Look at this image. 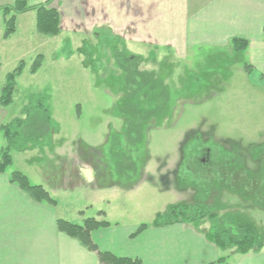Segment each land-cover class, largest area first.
<instances>
[{
	"label": "rangeland",
	"instance_id": "1",
	"mask_svg": "<svg viewBox=\"0 0 264 264\" xmlns=\"http://www.w3.org/2000/svg\"><path fill=\"white\" fill-rule=\"evenodd\" d=\"M64 15L75 26L57 37L36 32L33 12L17 18V33L5 40L0 19V90L7 74L27 63L14 102L3 108L8 121L23 112L26 118L15 148L39 150L13 151L10 169L55 190V206L73 221L103 212L105 220L151 224L186 202L201 216L215 213L218 229L248 226L264 243V90L247 82L242 55L196 52L181 59L128 44L109 29L87 34L82 10ZM122 48L138 64L133 86L115 66ZM40 54L43 66L31 74ZM82 164L94 171L84 182L74 170ZM211 227L205 219L201 229Z\"/></svg>",
	"mask_w": 264,
	"mask_h": 264
},
{
	"label": "crops",
	"instance_id": "2",
	"mask_svg": "<svg viewBox=\"0 0 264 264\" xmlns=\"http://www.w3.org/2000/svg\"><path fill=\"white\" fill-rule=\"evenodd\" d=\"M28 1L33 6L48 0ZM51 7L60 13L62 32L75 26L64 14L82 10L86 13L87 34L109 29L128 44L166 50L181 59L196 52L242 55L240 66L248 63L254 70L247 75V82L252 88L264 90V0H52ZM29 13L33 12L18 19ZM91 16L96 20H90ZM234 39L248 41L247 50L236 52L231 45ZM7 118L5 108L0 106V148L4 143L1 125L8 122ZM14 153L28 156L39 150ZM47 153L53 161V155ZM74 170L84 182L85 171L90 168L82 164ZM12 172L8 169L0 173V264H102L96 252L58 227V220L78 224L83 220H70L57 206L34 200L10 181ZM34 185L48 187L43 182ZM46 190L55 196V190ZM122 218H108L110 227L92 232L91 239L100 251L138 258L143 264H212L226 255L192 225L149 227L134 236L142 223H126V217ZM96 219L105 220L100 216ZM230 264H264V250L235 254Z\"/></svg>",
	"mask_w": 264,
	"mask_h": 264
},
{
	"label": "trees",
	"instance_id": "3",
	"mask_svg": "<svg viewBox=\"0 0 264 264\" xmlns=\"http://www.w3.org/2000/svg\"><path fill=\"white\" fill-rule=\"evenodd\" d=\"M52 0H48L43 4L30 5L28 0H13V3L0 6V19L3 18L5 23L4 38L8 39L14 35L17 31V18L19 15L34 12L35 13V29L40 35L46 37H57L61 34V18L57 9L51 7ZM103 35V33H102ZM233 49L236 52H244L249 47V42L241 39H234L231 42ZM128 48H122L116 50L114 55L115 66L121 71L127 74V80L130 86L135 83L134 73L137 72L138 64L133 60V55H127L129 53ZM83 52V51H82ZM44 56L38 55L34 58L32 65L29 68L31 74H36L43 66ZM2 67L0 60V69ZM245 71L247 74L252 75L254 70L249 64H245ZM27 68V63L20 61L14 71L10 72L6 76V81L0 90V105L2 107H8L14 102V96L18 91V79ZM129 91L127 95L129 98L133 95V92ZM45 102L39 100L37 108L43 111L46 116V124L52 123V117L50 116L48 109H46ZM26 123L24 112L18 117H14L12 120L1 125V132L3 137V145L0 148V173H6L13 164L12 152L13 151H28L37 149L36 146L18 149L15 148L17 139L21 135V130ZM10 181L13 184L18 185L34 200L49 205H56V201L48 193V191L40 185H34L31 183L29 177L19 171H13L10 174ZM103 212L99 213L101 216ZM207 219L212 227L204 231L201 226ZM189 224L195 227L197 230L205 234L206 238L214 243L221 252L226 255L221 256L216 262L212 264H230L232 255H246L249 253H258L264 249V243L260 241L256 233L251 227L241 226L235 230L218 229L219 219L215 213L210 215L201 216L195 210V207L189 205L186 202H179L170 205L166 211L156 215V218L151 224H140L134 236L139 235L149 227H162L174 224ZM111 223L107 220H98L96 218H90L83 221L81 224L73 223L66 220H58L59 229L66 233L68 236L77 239L82 245L89 250L96 252L102 264H143L138 258H126L117 257L110 252H103L93 243L91 239L92 232L110 227Z\"/></svg>",
	"mask_w": 264,
	"mask_h": 264
},
{
	"label": "water",
	"instance_id": "4",
	"mask_svg": "<svg viewBox=\"0 0 264 264\" xmlns=\"http://www.w3.org/2000/svg\"><path fill=\"white\" fill-rule=\"evenodd\" d=\"M85 174L89 176V179H91V178H90V177H91V176H90V175H91V174H90V171H85Z\"/></svg>",
	"mask_w": 264,
	"mask_h": 264
}]
</instances>
